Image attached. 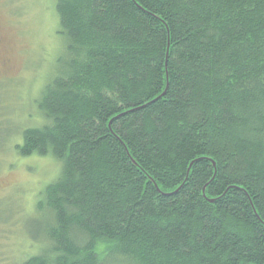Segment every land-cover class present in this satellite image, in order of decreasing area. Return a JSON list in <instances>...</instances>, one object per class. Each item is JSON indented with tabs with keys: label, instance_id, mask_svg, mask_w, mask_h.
Instances as JSON below:
<instances>
[{
	"label": "trees",
	"instance_id": "16d2710c",
	"mask_svg": "<svg viewBox=\"0 0 264 264\" xmlns=\"http://www.w3.org/2000/svg\"><path fill=\"white\" fill-rule=\"evenodd\" d=\"M56 11L63 70L16 151L62 168L21 264H264V0Z\"/></svg>",
	"mask_w": 264,
	"mask_h": 264
},
{
	"label": "rangeland",
	"instance_id": "374dc122",
	"mask_svg": "<svg viewBox=\"0 0 264 264\" xmlns=\"http://www.w3.org/2000/svg\"><path fill=\"white\" fill-rule=\"evenodd\" d=\"M57 0H0V264H21L47 249L46 212L37 210L62 165L23 158V131L45 123L39 110L46 87L63 70L67 41ZM2 219V221H1Z\"/></svg>",
	"mask_w": 264,
	"mask_h": 264
},
{
	"label": "flooded vegetation",
	"instance_id": "af4514ba",
	"mask_svg": "<svg viewBox=\"0 0 264 264\" xmlns=\"http://www.w3.org/2000/svg\"><path fill=\"white\" fill-rule=\"evenodd\" d=\"M0 49H1V40H0ZM4 74L7 75L6 73L2 74V72L0 71V78H3L5 76Z\"/></svg>",
	"mask_w": 264,
	"mask_h": 264
}]
</instances>
